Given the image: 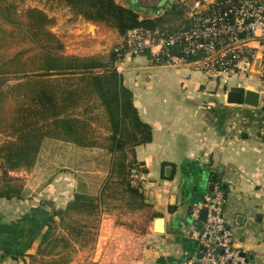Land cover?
Here are the masks:
<instances>
[{"label": "crops", "instance_id": "obj_1", "mask_svg": "<svg viewBox=\"0 0 264 264\" xmlns=\"http://www.w3.org/2000/svg\"><path fill=\"white\" fill-rule=\"evenodd\" d=\"M116 1L133 8L141 18L186 9L189 19L198 11L210 12L215 0ZM68 10H45L56 18L50 29L63 39L67 53L92 55L124 42L116 29L88 22ZM244 43L253 55L220 76L202 69L199 62L178 57L157 64L146 54L127 53L117 63L140 117L153 129L152 141L136 148L137 159L146 169L141 191L149 215L144 230H138L130 213L143 208L133 209L127 198L122 202L108 199L94 241L77 245L67 264H196L204 221L194 219L191 209L216 183L227 187L226 218L242 252L251 264H264V46L252 39ZM151 51L155 54L158 48ZM233 89L259 92V105L229 103L227 93ZM41 154L55 157L47 182L25 184L28 196L23 199H0V264H48L52 257L38 254L42 235L51 213L65 209L72 200L77 168L102 178L107 173L105 150H82L50 141L31 170L45 166ZM115 200L120 203L112 209ZM157 217L165 219L162 233L155 231Z\"/></svg>", "mask_w": 264, "mask_h": 264}, {"label": "trees", "instance_id": "obj_2", "mask_svg": "<svg viewBox=\"0 0 264 264\" xmlns=\"http://www.w3.org/2000/svg\"><path fill=\"white\" fill-rule=\"evenodd\" d=\"M51 1L76 17L114 28L125 38L136 28L168 34L192 26V19L185 18L186 9L141 18L116 0ZM55 24L56 18L44 9L30 7L21 16L16 3L0 0V199L28 196L23 178L11 173L31 170L50 141L82 150H105L106 176L95 175L99 192L86 188L92 176L77 168L78 185L72 200L65 209L51 213L42 235L38 254L51 256L48 264H67L77 245L94 241L108 199L127 198L133 209L146 205L141 185L132 182L131 174L135 168L146 171L136 148L152 141L153 129L140 117L133 92L117 67L129 53L126 40L108 51L70 54L63 39L51 31ZM185 44L171 45L157 55L145 48L141 54L157 64L167 63L169 56L186 62L203 58L202 50L186 53ZM51 151L55 153V147ZM221 188L227 196L226 185L222 183Z\"/></svg>", "mask_w": 264, "mask_h": 264}, {"label": "built area", "instance_id": "obj_3", "mask_svg": "<svg viewBox=\"0 0 264 264\" xmlns=\"http://www.w3.org/2000/svg\"><path fill=\"white\" fill-rule=\"evenodd\" d=\"M191 19L190 28L168 34L140 28L129 31L125 38L129 53L138 55L145 48H158L154 54L157 55L166 53L171 45L185 42L186 53L204 52L198 61L202 69L220 76L231 73L241 59L253 55L244 42L252 39L264 46V0H215L211 12L198 11ZM176 58L169 56L167 63ZM234 59L239 60L232 64ZM261 72L264 80V55ZM261 134L264 136V121ZM131 178L134 184L140 185L145 181V172L135 168ZM203 209L207 210V216L198 237L203 253L199 261L202 264H251L239 246L237 234L228 225L226 196L221 184L216 183L214 190L192 207V217L199 219Z\"/></svg>", "mask_w": 264, "mask_h": 264}, {"label": "rangeland", "instance_id": "obj_4", "mask_svg": "<svg viewBox=\"0 0 264 264\" xmlns=\"http://www.w3.org/2000/svg\"><path fill=\"white\" fill-rule=\"evenodd\" d=\"M18 6L19 14L22 16L24 11H26L30 7H37V6H44L47 11H52L54 9H66L67 7L61 6L57 4L54 1L51 0H11ZM69 11V10H68ZM65 16V15H64ZM53 158V159H52ZM47 157L46 154H41L40 161L42 163H45V166H40L38 169H33L31 171L27 170H20V171H14L11 174L13 176H20L23 178L25 184H31L36 182H41L45 184L47 182V178L51 173L54 171V163H55V157ZM65 161V159H62ZM45 175V176H44ZM88 185L91 189L93 186H97L96 184V177L95 175H92L90 179H88ZM142 185V184H140ZM142 187V186H141ZM121 201L120 196H118ZM118 200L112 201L111 208L114 209L115 205L117 203H120ZM121 213H124L125 211H120ZM129 212V211H128ZM115 213L117 214V208L115 209ZM133 218V227L138 230H144V221L147 222L148 215H149V209L143 208L140 210H136L132 213H130ZM123 216V215H122Z\"/></svg>", "mask_w": 264, "mask_h": 264}, {"label": "water", "instance_id": "obj_5", "mask_svg": "<svg viewBox=\"0 0 264 264\" xmlns=\"http://www.w3.org/2000/svg\"><path fill=\"white\" fill-rule=\"evenodd\" d=\"M261 62H262V56L260 55V59L257 64V69L259 67V63L261 64ZM227 101L231 104L245 103L251 106H258L260 102V94L259 92L254 91V90L242 91L239 89H233L227 93ZM263 101H264V97H263ZM213 186L214 185L212 184L211 186L212 189H213ZM206 216H207V210L203 209L201 211L200 219L205 221ZM164 223H165V219L163 217H157L155 219L154 227L157 233H162L164 231ZM200 248L202 249V246H200ZM202 256H203V253L200 252L198 259H201ZM196 264H202V263L198 261Z\"/></svg>", "mask_w": 264, "mask_h": 264}]
</instances>
